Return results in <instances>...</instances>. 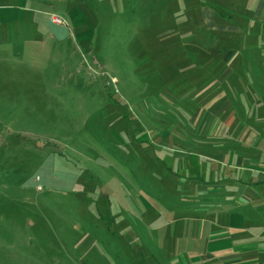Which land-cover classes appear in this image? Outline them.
I'll return each instance as SVG.
<instances>
[{
	"label": "rangeland",
	"instance_id": "rangeland-1",
	"mask_svg": "<svg viewBox=\"0 0 264 264\" xmlns=\"http://www.w3.org/2000/svg\"><path fill=\"white\" fill-rule=\"evenodd\" d=\"M181 1L0 0V264L171 254L200 159L177 147L200 29Z\"/></svg>",
	"mask_w": 264,
	"mask_h": 264
},
{
	"label": "crops",
	"instance_id": "crops-1",
	"mask_svg": "<svg viewBox=\"0 0 264 264\" xmlns=\"http://www.w3.org/2000/svg\"><path fill=\"white\" fill-rule=\"evenodd\" d=\"M197 7L198 48L186 56L193 72L184 71L194 77V134L177 137L179 151L200 158L188 203L195 212L175 227L171 254L152 249L156 258L142 263L264 264V0H197ZM149 221L144 229L157 240L160 229ZM174 233L162 231L163 240ZM185 237L192 248H181Z\"/></svg>",
	"mask_w": 264,
	"mask_h": 264
},
{
	"label": "built area",
	"instance_id": "built-area-1",
	"mask_svg": "<svg viewBox=\"0 0 264 264\" xmlns=\"http://www.w3.org/2000/svg\"><path fill=\"white\" fill-rule=\"evenodd\" d=\"M50 20H51L52 23L59 24V25L62 24L61 18H59L57 16L51 15L50 16Z\"/></svg>",
	"mask_w": 264,
	"mask_h": 264
}]
</instances>
